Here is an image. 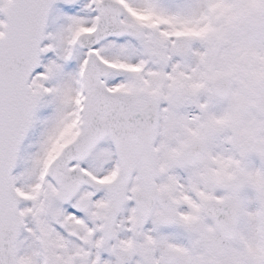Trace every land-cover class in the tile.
<instances>
[{"label": "snow or ice", "instance_id": "snow-or-ice-1", "mask_svg": "<svg viewBox=\"0 0 264 264\" xmlns=\"http://www.w3.org/2000/svg\"><path fill=\"white\" fill-rule=\"evenodd\" d=\"M0 264H264V0H0Z\"/></svg>", "mask_w": 264, "mask_h": 264}]
</instances>
